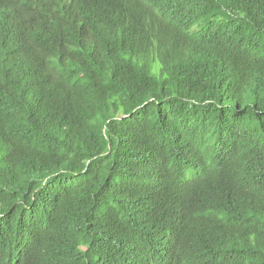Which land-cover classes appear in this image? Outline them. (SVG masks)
<instances>
[{
  "label": "trees",
  "instance_id": "obj_1",
  "mask_svg": "<svg viewBox=\"0 0 264 264\" xmlns=\"http://www.w3.org/2000/svg\"><path fill=\"white\" fill-rule=\"evenodd\" d=\"M0 264H264V0H0Z\"/></svg>",
  "mask_w": 264,
  "mask_h": 264
},
{
  "label": "bare ground",
  "instance_id": "obj_2",
  "mask_svg": "<svg viewBox=\"0 0 264 264\" xmlns=\"http://www.w3.org/2000/svg\"><path fill=\"white\" fill-rule=\"evenodd\" d=\"M2 19V18H1ZM11 19V18H10ZM22 21V20H21ZM15 23V22H14ZM132 181H134V180H132ZM132 184V183H131ZM140 189V188H139Z\"/></svg>",
  "mask_w": 264,
  "mask_h": 264
}]
</instances>
